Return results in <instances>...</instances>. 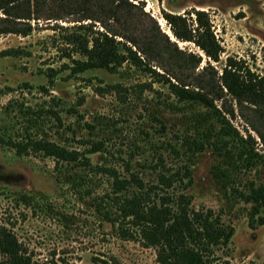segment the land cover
<instances>
[{
	"label": "trees",
	"instance_id": "16d2710c",
	"mask_svg": "<svg viewBox=\"0 0 264 264\" xmlns=\"http://www.w3.org/2000/svg\"><path fill=\"white\" fill-rule=\"evenodd\" d=\"M141 1L0 0V36L27 37L44 22L54 32L48 38L50 45L68 60L59 71L48 69L49 79L66 71L68 79H77L103 70L119 81L95 87L97 92L113 93L123 102L131 93L151 91L160 113L168 112L182 125L174 142L162 143L167 157L157 154L147 160L143 173L128 169L123 174L103 164L92 165L87 155L104 150L102 144L93 143L82 153L42 132L47 121L62 126L53 106L38 113L23 111L30 116L24 132L13 127L0 131V147L21 158L51 159L58 184L68 186L80 199L88 197L117 238L154 249L158 264H228L221 262L216 250L230 244L234 228L215 211L191 206L192 167L198 154L210 151L209 172L227 207L249 206L248 227L264 226V74L232 57L220 71L214 70L212 63L220 61L223 50L207 12L164 13L174 39L193 44L206 57V66L196 72L201 56L178 50L176 41L162 34L152 19L151 25L142 26L150 17L140 8ZM65 20L67 26L59 24ZM21 54L9 49L0 56ZM133 74L149 82L127 84ZM85 80L92 82L91 77ZM236 116L246 124L245 134L232 124ZM91 176L105 178L108 187L101 194ZM18 201L34 210H42L40 203L53 210L43 196L24 193ZM56 215L67 220L62 213ZM0 264L40 263L11 229L0 225ZM44 264L65 262L51 259Z\"/></svg>",
	"mask_w": 264,
	"mask_h": 264
},
{
	"label": "rangeland",
	"instance_id": "374dc122",
	"mask_svg": "<svg viewBox=\"0 0 264 264\" xmlns=\"http://www.w3.org/2000/svg\"><path fill=\"white\" fill-rule=\"evenodd\" d=\"M139 6L150 17L144 19L142 26L151 25L152 19L172 42L176 40L162 17L164 13L186 16L191 9L207 12L223 50L220 61L212 63L214 70L220 71L226 59L232 57L245 62L256 74H264V0H143ZM68 21L59 24L67 26ZM46 25L41 23L27 37L0 36V53L9 49L22 53L18 57L0 56V131L13 127L23 133L30 118L23 111L38 113L53 106L62 126L47 121L41 126L42 132L82 153L93 143L102 144L104 150L87 155L92 165L103 164L123 174L128 169L143 173L147 160H154L157 154L167 157L162 143L174 142L182 125L168 112L160 113L151 91L131 93L122 102L113 93L97 92V87L119 81L117 75L103 70L85 73L77 79H68L67 71L53 79L46 76L48 69L59 71L68 61L59 48L50 45L48 38L54 32ZM176 43L178 50L202 57L196 72L206 66V57L197 47ZM87 77L92 82L85 80ZM126 81L131 85L149 79L133 74ZM153 88L158 89L156 85ZM231 122L245 134L247 128L242 119L236 116ZM248 132L256 137L253 131ZM212 162L210 151L195 157L189 193L194 209H211L234 228L230 244L217 249V257L228 264H264V226L256 230L248 227L249 206L227 207L210 175ZM57 175L51 159L41 155L21 158L0 147V225L13 231L34 261L158 264L154 249L117 238L111 226L101 222L89 198L80 199L68 186L58 184ZM91 177L97 184L96 193L101 194L108 187L105 178ZM24 193L43 196L52 212L44 203H40V211L18 201L19 194ZM54 213L64 214L67 220Z\"/></svg>",
	"mask_w": 264,
	"mask_h": 264
}]
</instances>
